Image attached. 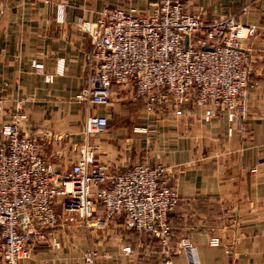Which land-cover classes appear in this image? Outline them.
Returning <instances> with one entry per match:
<instances>
[{"label": "crops", "instance_id": "1", "mask_svg": "<svg viewBox=\"0 0 264 264\" xmlns=\"http://www.w3.org/2000/svg\"><path fill=\"white\" fill-rule=\"evenodd\" d=\"M155 1L0 0V124L22 102L27 116L22 133L37 138L50 167L64 173L77 159L89 114L107 116L109 129L96 135L97 160L118 173L135 165L163 166L180 200L172 214L173 235L190 238L195 253L179 250L169 256L160 241L137 232L124 215L106 220L100 207L96 218L105 225L83 230L88 233L83 238L67 239L65 220L42 239L30 230L33 255L21 264H166L168 258L171 264H264V0H182L187 13L208 21L233 15L256 29L245 42L256 65V84L241 127H232L225 113L205 122L201 111L190 107L180 117L147 115L141 103L130 101L132 86L115 85L108 108L88 112L75 101L93 49L80 23L96 22L106 9L148 15ZM33 63L42 65V72ZM215 238L219 246L211 245ZM91 249L97 251L93 263L86 258Z\"/></svg>", "mask_w": 264, "mask_h": 264}, {"label": "built area", "instance_id": "2", "mask_svg": "<svg viewBox=\"0 0 264 264\" xmlns=\"http://www.w3.org/2000/svg\"><path fill=\"white\" fill-rule=\"evenodd\" d=\"M152 7L148 15L106 9L96 22L80 23L92 37L93 49L86 58L85 86L75 100L88 109L108 107L115 85L132 86L133 102L141 103L148 115L172 111L180 117L190 107L200 110L205 122L225 113L232 127H241L255 72L245 42L256 29L233 15L208 21L187 13L182 0H156ZM34 66L42 72V65ZM3 109L0 99V115ZM26 118L18 103L0 124V264L30 260L32 235L42 239L51 233L60 223V208L75 213L85 229L124 215L137 232L157 239L167 251L195 253L188 237L170 245L172 214L180 200L163 166L135 165L118 173L97 160L99 147L91 138L109 129L107 116L89 114L85 141L64 173L54 171L37 141L22 133ZM98 205L106 220L96 218ZM52 241L61 247L56 238ZM220 244L211 240L212 246ZM96 257L93 249L86 253L90 263Z\"/></svg>", "mask_w": 264, "mask_h": 264}, {"label": "rangeland", "instance_id": "3", "mask_svg": "<svg viewBox=\"0 0 264 264\" xmlns=\"http://www.w3.org/2000/svg\"><path fill=\"white\" fill-rule=\"evenodd\" d=\"M81 29V28H80ZM36 63H33V66L35 65ZM35 67V66H34ZM254 67H255V70H256V65H255V62H254ZM36 68V67H35ZM254 74H255V72H254ZM255 82H254V80H253V77H252V80H251V87H250V92L255 88ZM133 92H134V90H133ZM112 99H113V96L111 95V102H112ZM76 101V100H75ZM130 101L131 102H133V94H132V98H130ZM77 102V101H76ZM18 103H21V106H22V102H18ZM17 103V104H18ZM78 103V102H77ZM134 103H136V102H134ZM80 104V103H79ZM80 105H82V106H84L86 109H87V111L88 112H90L91 111V108L90 109H88V107L86 106V105H84V104H80ZM3 107H4V103H3ZM108 107H110V106H108ZM107 107V108H108ZM143 108V110L145 111V109H144V107H142ZM22 109H23V106H22ZM3 111H4V109H3ZM145 113L147 114V112L145 111ZM169 113H173L172 111L171 112H166V114H169ZM92 114V113H91ZM157 114H164V112H160V113H157ZM93 115H95V114H93ZM148 115V114H147ZM86 122H87V120H85V122H84V125H83V130H82V141L79 143V145H78V147L82 144V143H84V141H85V135H84V132H85V127H86ZM56 137H60V136H53V138H56ZM32 139H34L33 137H32ZM37 139V138H36ZM35 139V140H36ZM91 140H92V142H94L96 145H97V143H96V136H94V137H92L91 138ZM37 141V143L39 144V141H38V139L36 140ZM40 145V144H39ZM98 146V145H97ZM99 147V146H98ZM99 149H100V147H99ZM98 149V150H99ZM43 153V152H42ZM44 155V154H43ZM45 157V156H44ZM104 163V162H103ZM106 164H108V163H106ZM110 165V164H109ZM111 166V165H110ZM112 167V166H111ZM60 210V212H62V209L60 208L59 209ZM101 213V210H100V206L98 205L97 206V210H96V214H98V213ZM58 213H59V211H58ZM59 216H60V221H63V220H65V224L66 225H63L62 223V232H64V236L65 237H67V239H77V237L80 235V236H82V238L83 237H85L88 233H86V232H84L83 230H85V227L83 226V224H82V222L80 221V219L77 217V215L75 214V213H70V214H66V213H63L62 215H60L59 214ZM84 228V229H83ZM58 229H59V231H61V228L60 227H58ZM58 229H56V230H58ZM172 230H173V222H172ZM89 237V236H88ZM186 236H179L178 238H176V237H174V235H172V237H171V242H170V245L171 246H173L180 238H185ZM87 238V237H86ZM155 240H157V239H155ZM127 248H129V247H127ZM126 249V248H125ZM125 249H124V251H125ZM130 249V252H126V253H131V248H129ZM94 250V249H93ZM165 250H166V248H165ZM94 251H96V250H94ZM138 251H139V253L142 255V253L144 254L145 253V250L144 249H142V248H139L138 249ZM97 252V251H96ZM166 252L169 254V256L172 254V253H174V252H169V251H167L166 250ZM150 254V253H149ZM149 258H154V255L153 254H151V256L149 257Z\"/></svg>", "mask_w": 264, "mask_h": 264}, {"label": "water", "instance_id": "4", "mask_svg": "<svg viewBox=\"0 0 264 264\" xmlns=\"http://www.w3.org/2000/svg\"><path fill=\"white\" fill-rule=\"evenodd\" d=\"M185 43H186V45H187V43H188V39L186 40V42H185Z\"/></svg>", "mask_w": 264, "mask_h": 264}]
</instances>
